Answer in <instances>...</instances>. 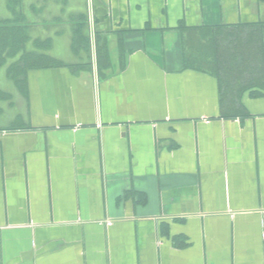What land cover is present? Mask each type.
I'll use <instances>...</instances> for the list:
<instances>
[{
  "label": "crops",
  "instance_id": "crops-1",
  "mask_svg": "<svg viewBox=\"0 0 264 264\" xmlns=\"http://www.w3.org/2000/svg\"><path fill=\"white\" fill-rule=\"evenodd\" d=\"M23 11L59 65L0 69V264H264V96L196 65L201 29L264 23V0Z\"/></svg>",
  "mask_w": 264,
  "mask_h": 264
},
{
  "label": "trees",
  "instance_id": "trees-1",
  "mask_svg": "<svg viewBox=\"0 0 264 264\" xmlns=\"http://www.w3.org/2000/svg\"><path fill=\"white\" fill-rule=\"evenodd\" d=\"M6 2L12 18L0 19V69L11 61L8 76L15 83L23 84L30 69L58 66L59 62L27 51L30 27L26 25L24 0ZM201 30L203 38L210 36V48L205 52L210 59H198L196 65L219 79L230 103H235L247 92L254 97L264 96V23Z\"/></svg>",
  "mask_w": 264,
  "mask_h": 264
},
{
  "label": "rangeland",
  "instance_id": "rangeland-1",
  "mask_svg": "<svg viewBox=\"0 0 264 264\" xmlns=\"http://www.w3.org/2000/svg\"><path fill=\"white\" fill-rule=\"evenodd\" d=\"M5 3L3 2H1L0 1V14H3V16H5V15H7L6 14V9H5V5H4ZM3 12V13H2ZM225 43H226V45H228L229 46V44H228V42L227 41H224ZM237 67H238V65H237ZM236 68V67H235ZM0 80L2 81L3 80V82H5V83H7L8 85H11V83L9 82V80H8V78H7V74H6V72H4V71H0Z\"/></svg>",
  "mask_w": 264,
  "mask_h": 264
}]
</instances>
